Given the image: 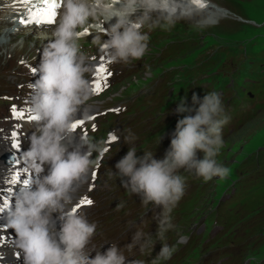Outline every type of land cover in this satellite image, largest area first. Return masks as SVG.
<instances>
[{
    "label": "clouds",
    "instance_id": "clouds-1",
    "mask_svg": "<svg viewBox=\"0 0 264 264\" xmlns=\"http://www.w3.org/2000/svg\"><path fill=\"white\" fill-rule=\"evenodd\" d=\"M62 11L55 26L40 34L47 41L38 67L23 61L34 76L31 110L37 119L30 137V148L21 159L30 176L15 199V207L7 218V229L16 234L17 258L23 254L24 264H145L143 260H128L125 250L138 248L140 253L151 250L154 239L149 233L136 230L132 242L120 248L117 244L104 253L89 248L97 224L84 214H77L73 202L74 185L97 173L103 157L109 151V141L120 137L115 132L95 140L80 136V144L72 151L62 143L71 142L73 124L80 106L93 94L89 76L96 71L95 56L81 44L83 34L94 32L91 44L105 51L112 63L129 64L140 60L148 51L149 33L159 28L170 30L177 21L193 22L196 29L213 26L217 21L193 4L191 0H61ZM115 20L112 24L111 21ZM109 27L105 29L104 25ZM146 29V30H145ZM108 36V40L104 37ZM196 109H189L181 100L177 112L195 111V115L178 120L170 148L162 160L153 152L144 151L137 157L136 137L131 132L123 136L131 145L125 157L116 165L117 173L109 178H127L123 187L139 195L142 205L162 207L155 215L156 240H166V233L175 228L173 209L184 195L186 177L180 169L194 173L204 182L214 177L226 178L230 170L216 157L223 147L222 128L228 123L221 96L208 92L203 100L192 98ZM86 147L87 151L81 149ZM203 153V159L197 157ZM93 153L96 154L93 159ZM45 165L50 168L45 175ZM124 207L117 205V210ZM58 214L57 231L53 214ZM160 252L151 264L171 259L176 247L161 243ZM95 256L92 257V253Z\"/></svg>",
    "mask_w": 264,
    "mask_h": 264
},
{
    "label": "rangeland",
    "instance_id": "rangeland-1",
    "mask_svg": "<svg viewBox=\"0 0 264 264\" xmlns=\"http://www.w3.org/2000/svg\"><path fill=\"white\" fill-rule=\"evenodd\" d=\"M215 2L221 3L220 0H214ZM240 1V0H239ZM243 1V10L246 15L251 19H248V23L252 24L256 20L264 19V0H242ZM252 21V22H251ZM238 26V24H237ZM258 26V25H257ZM253 28V27H252ZM162 31L166 30H157L155 34L152 36L151 42L154 46V50L156 54L161 55V49L163 48V44H158L153 37L159 36ZM232 29L228 28H204V29H196L193 25L180 23L177 24L168 34H161L162 39L171 40V42L177 41L175 39L177 36L182 35L183 37H192L195 40H199L200 42H204L203 47L212 44L213 46L220 45L222 48H225L230 43H236L242 39V37H238L231 33ZM0 35H3V30L1 28ZM0 36V37H1ZM29 43L33 41L28 40ZM23 43H27V40L24 38ZM167 43V42H165ZM177 43H173L169 45V48L176 47ZM196 46V45H194ZM202 47V48H203ZM166 48V46H165ZM202 48H197L192 51L193 47H189L186 50H183V54L180 58L175 59L172 63V67L164 66V68L168 69V72H160L157 68L151 69L154 73L152 74V78H140L137 83L131 82L129 88L123 93V95L117 100H122L126 103L129 109H138L143 111L144 108L149 105V109H146L151 116H155L160 109L161 111H166L168 105L175 106L177 101L183 97V90L181 89V81L183 80L182 74L185 71H188L192 65L196 64L198 69L192 70L190 73V77L198 75L202 70H204L209 65V60L213 59L209 56L212 52L211 49L207 48L204 52L201 51ZM154 50H152L151 54H153ZM156 60L157 58H153ZM195 61L194 63L192 61ZM152 66H150L151 68ZM159 73V74H158ZM139 79L138 75H136ZM159 76V78H158ZM157 79L158 81H152L151 79ZM129 80V79H127ZM194 85L202 87L200 82L194 83ZM186 90V89H185ZM173 91L172 95L169 97V93ZM179 91L181 94H179ZM186 94H190L188 90H186ZM170 98V102L168 104V100ZM250 102V101H249ZM255 106V102H250ZM264 107V104L262 105ZM244 111V109H243ZM241 111L235 109V114H239ZM243 115V114H242ZM126 116L131 117L132 115L126 114ZM244 116V115H243ZM157 122L161 121V117L156 116ZM156 122V121H155ZM131 128L133 129V134L136 137V141L139 146H143L147 144L154 136L153 132H155V125L151 124L149 121L144 120L140 123L132 122ZM232 127L236 128V123H232ZM231 141V142H230ZM228 141L229 150L224 156L229 159V168L231 171L236 167L237 161L246 156L256 149L262 147L264 145V114L259 115L258 118L251 120L245 125L240 134L235 136L232 140ZM231 143V144H230ZM224 183L218 181L217 189L223 186ZM202 190V189H200ZM128 194L127 192H125ZM124 199V203L127 204L125 207L127 209L122 210V220L125 221V224L129 227L133 221L128 222V218L125 214L133 209V203L129 201V198L125 195L122 196ZM200 212L195 210V207H191L187 209V211L182 214L179 219L183 222H187V227L192 223H197L199 221ZM144 218H142L143 221ZM174 234V233H173ZM175 237V235H173ZM172 237H168L167 239H171ZM200 251L198 253L199 257L206 256L214 251L213 242L209 239H204L203 237L199 239ZM146 254L149 251H145ZM178 256L171 262H166L162 264H172L175 262L176 264H191V251L190 249H183V247H177ZM223 254H216L210 259L206 261V264H221L226 261V258L223 257ZM226 264V263H223Z\"/></svg>",
    "mask_w": 264,
    "mask_h": 264
},
{
    "label": "snow or ice",
    "instance_id": "snow-or-ice-1",
    "mask_svg": "<svg viewBox=\"0 0 264 264\" xmlns=\"http://www.w3.org/2000/svg\"><path fill=\"white\" fill-rule=\"evenodd\" d=\"M18 3L26 5L25 14L19 19L21 25L27 26L30 24L34 25H53L56 21L58 10L61 8V4L58 0H17ZM191 2L201 8L205 7L202 0H191ZM23 63V61H21ZM111 73L108 68L105 67L103 63V58L101 57V63L96 67V76L92 82L93 92L96 94L101 93L107 86L108 79ZM115 111H119L116 109ZM12 118L17 121H21L25 118L26 113L13 105L10 108ZM92 119H95V114H92ZM29 121H35L37 118L34 116L27 117ZM84 124L83 118H77V123L73 124V131H75L78 126ZM11 137V147L13 149H19V134L16 131L10 133ZM111 141H115V137L111 138ZM96 174H92V179H95ZM22 175L20 172H15L9 177L8 183L11 185H18L22 183L26 186V180H22ZM10 187L0 188V212L5 211L10 207V201L3 195L4 192H11ZM93 203L91 199L85 198L79 201L80 206L88 205Z\"/></svg>",
    "mask_w": 264,
    "mask_h": 264
},
{
    "label": "bare ground",
    "instance_id": "bare-ground-1",
    "mask_svg": "<svg viewBox=\"0 0 264 264\" xmlns=\"http://www.w3.org/2000/svg\"><path fill=\"white\" fill-rule=\"evenodd\" d=\"M6 35L9 36L8 32H5V35L4 36L6 37Z\"/></svg>",
    "mask_w": 264,
    "mask_h": 264
},
{
    "label": "trees",
    "instance_id": "trees-1",
    "mask_svg": "<svg viewBox=\"0 0 264 264\" xmlns=\"http://www.w3.org/2000/svg\"><path fill=\"white\" fill-rule=\"evenodd\" d=\"M264 187V179H263V183H262V188Z\"/></svg>",
    "mask_w": 264,
    "mask_h": 264
}]
</instances>
